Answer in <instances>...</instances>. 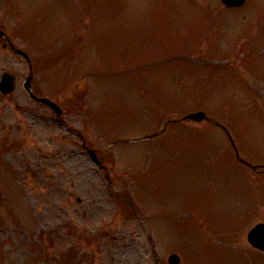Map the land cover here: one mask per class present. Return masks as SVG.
I'll use <instances>...</instances> for the list:
<instances>
[{
  "label": "rangeland",
  "instance_id": "1",
  "mask_svg": "<svg viewBox=\"0 0 264 264\" xmlns=\"http://www.w3.org/2000/svg\"><path fill=\"white\" fill-rule=\"evenodd\" d=\"M16 4L24 23L12 35L36 59V92L104 156L116 199L48 107L20 85L0 95V264H168L172 253L180 264H264L246 241L264 221V175L238 165L211 126L166 124L202 109L245 159L264 163V0L231 10L219 0ZM6 69L19 81L29 73L0 47ZM99 217L110 225L93 238Z\"/></svg>",
  "mask_w": 264,
  "mask_h": 264
},
{
  "label": "water",
  "instance_id": "2",
  "mask_svg": "<svg viewBox=\"0 0 264 264\" xmlns=\"http://www.w3.org/2000/svg\"><path fill=\"white\" fill-rule=\"evenodd\" d=\"M221 1L226 6H239L244 2V0H221ZM57 111L59 112V109H57ZM204 117L205 115L202 112L191 113L186 116V118H191L196 121H199L203 119ZM249 240L253 245L264 249V227H259V228L256 227L253 230V233L249 234ZM178 261H179V258L177 257V255H171L169 257L170 264H176L178 263Z\"/></svg>",
  "mask_w": 264,
  "mask_h": 264
},
{
  "label": "flooded vegetation",
  "instance_id": "3",
  "mask_svg": "<svg viewBox=\"0 0 264 264\" xmlns=\"http://www.w3.org/2000/svg\"><path fill=\"white\" fill-rule=\"evenodd\" d=\"M8 1H12V0H0V5L1 6H4L5 5V2H8ZM0 29L4 33H6V35H7V38L0 35V45L3 48H5V50L7 48H10L11 50H14L15 51V49L12 48L13 47L12 45L14 44V38H13L12 32L9 30L8 26H6V24H4L1 20H0ZM27 62L29 63L28 60H27ZM30 63L31 64L33 63V58L30 59Z\"/></svg>",
  "mask_w": 264,
  "mask_h": 264
}]
</instances>
